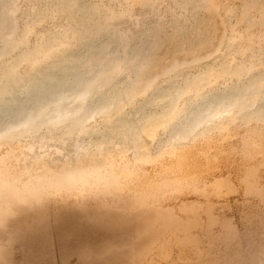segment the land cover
Segmentation results:
<instances>
[{
  "label": "rangeland",
  "instance_id": "rangeland-1",
  "mask_svg": "<svg viewBox=\"0 0 264 264\" xmlns=\"http://www.w3.org/2000/svg\"><path fill=\"white\" fill-rule=\"evenodd\" d=\"M75 71L109 109L0 126V264H264V0H0V122Z\"/></svg>",
  "mask_w": 264,
  "mask_h": 264
},
{
  "label": "bare ground",
  "instance_id": "bare-ground-1",
  "mask_svg": "<svg viewBox=\"0 0 264 264\" xmlns=\"http://www.w3.org/2000/svg\"><path fill=\"white\" fill-rule=\"evenodd\" d=\"M196 29V28H195ZM209 29V28H208ZM210 32V31H209ZM202 37V36H201ZM191 38H193V37H191ZM196 38V37H195ZM194 38V39H195ZM200 38V37H199ZM204 38H207V36L205 37L204 36ZM208 39V38H207ZM187 42H188V40H187ZM189 42L192 44V45H194L193 47H196V46H199V44L197 45L196 43H192V41L189 39ZM198 42H200V40L198 41ZM189 43V44H190ZM202 43V42H201ZM200 43V44H201ZM190 44V45H191ZM204 44V43H203ZM172 45H173V43H172ZM191 45V46H192ZM104 48V47H103ZM103 48H101L102 50L101 51H104V49ZM107 48H109V46L107 47ZM114 48V47H113ZM161 48V47H160ZM179 49V48H178ZM110 50V49H109ZM115 50V49H114ZM114 50H110L112 53H115V51ZM177 50V49H176ZM108 51V50H107ZM106 51V52H107ZM109 51V52H110ZM114 51V52H113ZM108 52V53H109ZM110 52V53H111ZM104 53V52H103ZM107 53V54H108ZM106 53H104V55H105ZM107 54H106V56H107ZM103 55V56H104ZM105 56V57H106ZM111 55L109 54V57H110ZM112 57V56H111ZM111 57H110V59H111ZM108 58V57H107ZM103 59H105V58H103ZM145 59V58H144ZM117 60V59H116ZM122 60V59H121ZM110 61L111 60H109V58L108 59H105L104 60V62H105V64H104V62H102L103 64H100L98 67L100 68V66L101 65H103V67L105 68V66H106V68H105V70H107V73L109 72V71H111L112 69H113V67H114V65H113V62H111L110 63ZM118 61H119V59H118ZM117 62V61H116ZM112 65L113 67H111L110 65ZM110 67H109V66ZM108 67L109 68H112V69H108ZM109 70V71H108ZM116 70V69H115ZM59 71V70H58ZM97 71H99V70H97ZM100 72V71H99ZM98 72V73H99ZM101 72H103L102 71V69H101ZM106 72V71H105ZM104 72V73H105ZM101 74V73H100ZM102 75V74H101ZM52 76L54 77H56L57 78V76L60 78V76H61V74L60 75H58L57 74V72H55V73H52ZM82 76V75H81ZM80 74H78L76 71H75V73H74V82H73V84L74 85H72L71 86V88L70 87H66V86H63L62 84V82H61V80H60V84L59 85H57V87H54V88H49V90L46 92V89H45V87H46V83H47V80L43 83L44 85H45V87H44V90L43 91H39V92H37V91H31L30 93H29V95L28 96H26V98L25 99H23L21 102H23L22 103V105H24V106H22V107H20L19 109H16V111L17 112H20L19 114H17L16 115V113H13V115L11 116V117H6L5 119H3L4 121H2V122H0V126L3 128V130H5V132H6V134H7V132H11V130H14L15 128L17 129V128H22L23 126H25L24 127V129L26 130V127H29V126H33V125H35L36 124V122H40L42 119H44V118H47L48 117V119H49V121L51 122V121H54V119H60V118H63V117H65L66 115H68V113L70 114H72V115H74V116H71V117H74V118H76V121L77 122H79V125L82 123V121L83 120H85L86 118H85V115L87 114V115H89L90 116V114H91V116H92V114H93V116H95L94 114H96V113H102V112H104V110H106V109H109V107L111 106L110 104V102H108V100H104L103 102L102 101H99L98 103H95L94 105L92 104V105H89V103L90 102H86L87 101V99L89 98L88 96L89 95H92V97H93V95H95V88L97 89L99 86H103L102 85V79H100L101 81H97L98 83H101V84H99L98 85V87H96L95 86V84L97 83V82H95V80L93 79V78H90V77H84V76H82V79L81 80H79L78 82H76V80H78V79H80ZM108 76V75H107ZM66 77V76H65ZM79 77V78H78ZM102 77V76H101ZM43 78L44 77H42V79H40L41 81L43 80ZM67 78V77H66ZM76 78H78V79H76ZM96 78V77H95ZM45 80V79H44ZM104 80V79H103ZM41 81H38V82H41ZM92 81H94L93 83H95V84H92ZM37 82V83H38ZM94 85V86H93ZM42 86V85H41ZM95 87V88H94ZM185 87H187V85L185 86ZM99 89V88H98ZM97 89V90H98ZM16 91V90H15ZM126 91H128V90H122V93H121V96L122 95H124L125 93H126ZM9 93V92H8ZM42 94V95H41ZM126 95V94H125ZM250 95V94H249ZM40 97V99H38ZM34 98H37V100L36 101H33L34 100ZM248 98V97H247ZM237 101H235V103H236V105H238V103H240V101H241V99L238 97L237 99H236ZM239 100V101H238ZM73 101H74V104L75 105H77L76 107L74 106V108H71V104L73 103ZM112 102L114 101V100H111ZM123 101V100H122ZM29 102H31V104L32 105H30V103ZM231 102V101H230ZM227 102H225V101H221V102H214V103H212L211 105H215L214 107L213 106H205V107H203V109H205V110H210V109H212L213 111H211V114H213L214 113V110L216 111L217 110V115L218 114H220L221 112H223L222 110L223 109H228V107L229 108H231V106H232V108H233V106H235L234 105V102H232L231 103V105L230 106H228V107H226L227 106V104H226ZM70 104V105H69ZM226 104V105H225ZM174 105V104H173ZM172 105V106H173ZM113 106V105H112ZM112 108V107H111ZM214 108V109H213ZM217 108V109H216ZM6 110V109H5ZM9 110H11V109H9ZM170 110H172V109H170ZM15 111V110H14ZM13 111V112H14ZM108 111V110H107ZM10 112V111H9ZM89 112H90V114H89ZM106 112V111H105ZM171 112V111H170ZM107 113H109V112H107ZM165 113H166V111H165ZM164 113V114H165ZM140 114V113H139ZM139 114H136L135 116H137L138 117V115ZM157 114V113H156ZM168 114V113H167ZM153 115V114H152ZM158 115V114H157ZM162 115V114H161ZM88 116V120H89V118L90 119H92V117L90 116L89 117ZM133 116V115H132ZM134 116V117H135ZM154 116V115H153ZM153 116H152V118H150L149 116V118H150V121H151V119H153ZM159 116V115H158ZM158 116H154V118L155 117H158ZM169 116V115H168ZM206 116V115H205ZM210 116V115H209ZM70 117V116H69ZM84 117V119H82ZM87 117V116H86ZM140 117H142V116H140ZM202 117H203V115H202ZM201 117V118H202ZM214 117H216V116H214ZM213 117V118H214ZM68 118V117H67ZM136 118V117H135ZM204 118H207V117H204ZM199 119V118H198ZM208 119H209V117H208ZM212 119V118H211ZM211 119H209L208 121H210ZM135 120H137V119H135ZM144 120V119H143ZM146 120V119H145ZM144 120V121H145ZM154 120V119H153ZM205 120V119H204ZM87 121V120H86ZM149 121V120H148ZM147 121V122H148ZM149 121V122H150ZM200 121V120H199ZM199 121H198V123H199ZM44 122H45V120H44ZM48 122V121H47ZM137 122V121H136ZM136 122L135 123H132V126H133V129L131 128V130H132V132L134 133V136L136 137V146L138 147L139 146V137H140V134H141V126H139V127H137V124H136ZM146 122V121H145ZM146 122V123H147ZM85 123V122H84ZM84 123H82V124H84ZM146 123H144V124H146ZM151 123V122H150ZM158 123V122H157ZM38 124H40V123H38ZM19 125V126H18ZM76 125H78V124H75V126ZM78 125V127H80ZM148 125H149V123H148ZM148 125H146V126H148ZM151 125V124H150ZM37 126V125H36ZM143 126V125H142ZM143 129V128H142ZM20 130V129H19ZM28 130V129H27ZM144 130H145V128H144ZM143 130V131H144ZM15 131H17V130H15ZM0 132H2V131H0ZM5 132H2V134L4 133V135H5ZM9 132V133H10ZM23 132V131H22ZM146 132H147V130H146ZM11 134V133H10ZM7 135H9V134H7ZM14 135V134H13ZM139 136V137H138ZM4 137V136H3ZM3 137H1L2 139H3ZM143 142V141H142ZM143 150V149H142Z\"/></svg>",
  "mask_w": 264,
  "mask_h": 264
},
{
  "label": "crops",
  "instance_id": "crops-1",
  "mask_svg": "<svg viewBox=\"0 0 264 264\" xmlns=\"http://www.w3.org/2000/svg\"><path fill=\"white\" fill-rule=\"evenodd\" d=\"M208 28H210V24H204V26H203V30H210V29H208ZM127 92V91H126ZM17 109V108H16ZM19 109V108H18ZM143 109V107H141L139 110H142Z\"/></svg>",
  "mask_w": 264,
  "mask_h": 264
}]
</instances>
